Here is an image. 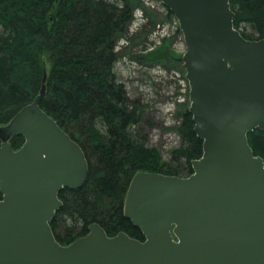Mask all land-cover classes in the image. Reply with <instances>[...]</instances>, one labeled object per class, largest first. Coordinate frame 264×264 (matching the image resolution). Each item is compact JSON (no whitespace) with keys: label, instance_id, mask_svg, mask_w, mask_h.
I'll list each match as a JSON object with an SVG mask.
<instances>
[{"label":"water","instance_id":"water-1","mask_svg":"<svg viewBox=\"0 0 264 264\" xmlns=\"http://www.w3.org/2000/svg\"><path fill=\"white\" fill-rule=\"evenodd\" d=\"M177 19L186 51L193 132L202 155L187 177L137 172L124 217L144 237L98 224L68 245L51 222L59 193L81 188L86 156L39 104L0 128V264H264V160L248 134L264 130V38L234 27L230 0H157ZM12 136L23 138L14 151Z\"/></svg>","mask_w":264,"mask_h":264},{"label":"trees","instance_id":"trees-1","mask_svg":"<svg viewBox=\"0 0 264 264\" xmlns=\"http://www.w3.org/2000/svg\"><path fill=\"white\" fill-rule=\"evenodd\" d=\"M137 2L0 0V126L39 95L46 71L39 106L81 147L88 162L85 184L59 193L62 207L50 226L63 246L85 236L92 224L108 237L124 233L143 241L123 214L134 174L189 176L191 161L202 155L188 109L179 127L181 146L173 151L183 164L161 162L135 129L144 106L129 101L115 64L117 43L127 34ZM230 5L234 27L245 38H264V0H230ZM9 143L16 151L23 138L12 136ZM248 143L264 160V130L248 134Z\"/></svg>","mask_w":264,"mask_h":264},{"label":"rangeland","instance_id":"rangeland-1","mask_svg":"<svg viewBox=\"0 0 264 264\" xmlns=\"http://www.w3.org/2000/svg\"><path fill=\"white\" fill-rule=\"evenodd\" d=\"M136 6L134 19L138 25L132 26L133 31L128 28L117 43L115 73L129 101L144 106L135 129L145 147L156 150L161 162L180 165L184 160L174 157L173 151L181 146L180 122L190 105L182 67V33L177 19L159 1L138 0ZM140 17L144 19L142 24L138 22ZM158 24L168 27L169 37L153 36ZM244 31L249 34V30Z\"/></svg>","mask_w":264,"mask_h":264},{"label":"built area","instance_id":"built-area-1","mask_svg":"<svg viewBox=\"0 0 264 264\" xmlns=\"http://www.w3.org/2000/svg\"><path fill=\"white\" fill-rule=\"evenodd\" d=\"M138 22H139L140 24L143 23V22H144L143 17H140ZM137 25H138L137 22L134 20V21L132 22V24H131L130 31H133L132 26L135 27V26H137ZM162 26H163V25L158 24L157 27L155 28L154 33H153V36H154L155 38H158L157 36L162 37V38L169 37L170 34L167 32V28H168V27H166V26H163V27H162ZM181 43L183 44V52H184V50H185V45H184L183 38H182V42H181ZM185 82H186V79H185Z\"/></svg>","mask_w":264,"mask_h":264},{"label":"bare ground","instance_id":"bare-ground-1","mask_svg":"<svg viewBox=\"0 0 264 264\" xmlns=\"http://www.w3.org/2000/svg\"><path fill=\"white\" fill-rule=\"evenodd\" d=\"M48 79V78H47Z\"/></svg>","mask_w":264,"mask_h":264}]
</instances>
